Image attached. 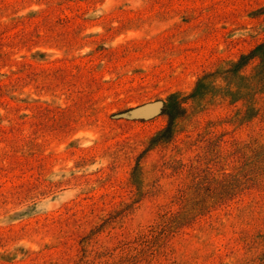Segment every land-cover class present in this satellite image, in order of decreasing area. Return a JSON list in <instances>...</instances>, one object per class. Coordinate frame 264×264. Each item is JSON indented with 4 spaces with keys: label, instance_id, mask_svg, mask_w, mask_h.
<instances>
[{
    "label": "rangeland",
    "instance_id": "obj_1",
    "mask_svg": "<svg viewBox=\"0 0 264 264\" xmlns=\"http://www.w3.org/2000/svg\"><path fill=\"white\" fill-rule=\"evenodd\" d=\"M262 43L264 0H0V264H264Z\"/></svg>",
    "mask_w": 264,
    "mask_h": 264
},
{
    "label": "trees",
    "instance_id": "obj_2",
    "mask_svg": "<svg viewBox=\"0 0 264 264\" xmlns=\"http://www.w3.org/2000/svg\"><path fill=\"white\" fill-rule=\"evenodd\" d=\"M263 50V51H261ZM262 52L261 53V57L262 59H264V43L260 44L252 53H250L249 55H245L242 56L241 59L235 64L236 67H241L243 65H245L248 57H250L251 55L255 56L258 52ZM164 111L165 113H167L169 115V120L170 123H173V121L175 120V117L177 115V110H181L182 108L180 107V102L176 100V95H172L168 98V102L164 104ZM170 128V126L166 127L165 130H163L165 132H167V130Z\"/></svg>",
    "mask_w": 264,
    "mask_h": 264
},
{
    "label": "water",
    "instance_id": "obj_3",
    "mask_svg": "<svg viewBox=\"0 0 264 264\" xmlns=\"http://www.w3.org/2000/svg\"><path fill=\"white\" fill-rule=\"evenodd\" d=\"M148 109H149V107H148ZM146 110L147 109L145 107H138V108H135L133 111L136 113H138V112L142 113V112H147Z\"/></svg>",
    "mask_w": 264,
    "mask_h": 264
}]
</instances>
